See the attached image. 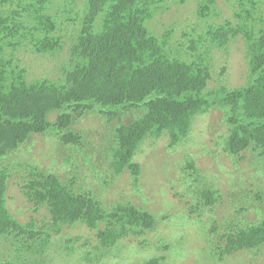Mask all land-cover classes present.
Listing matches in <instances>:
<instances>
[{
	"label": "trees",
	"instance_id": "1",
	"mask_svg": "<svg viewBox=\"0 0 264 264\" xmlns=\"http://www.w3.org/2000/svg\"><path fill=\"white\" fill-rule=\"evenodd\" d=\"M57 1L61 2L1 0L4 9L0 11V161L19 150L34 134L59 135L69 149L81 151L83 137L73 131L77 118L96 107L110 118L119 116L120 111L125 114L128 109V122L116 126L109 140L114 145L112 164L117 174L129 169L137 186L142 167L134 158L147 140L168 136L169 147L175 150L189 136L195 117L221 107L230 127L226 142L230 154L235 156L254 148L252 151L263 156L258 162L264 165V26L257 25L264 21L262 0H238L237 21H227L208 32L212 50L228 53L239 38L247 49L248 81L234 89L210 87L215 80L212 50L193 60L184 43L177 47L172 44V31L161 36L152 31L158 24L154 19L156 12L160 11L155 8L163 0H88L78 34L72 36L65 82L29 81L22 67L12 64L4 53L16 52L25 46L23 37H34L40 32L52 37L49 53L61 50L63 39L53 34L62 23L49 13V8L62 5L63 16L70 15V9ZM202 11L203 16H209L204 7ZM54 112L58 118L52 122L49 116ZM81 152L85 156V151ZM185 160L197 171L191 158ZM9 172L8 167H0V243H6L7 238L24 240L22 236L27 235V241L31 240L42 253L47 246L45 241L51 238L45 231L48 226L37 230L34 221L23 224L10 212ZM96 174L99 175L97 168ZM21 190L30 204L49 211L56 233L63 226L84 224L98 230L97 238L104 247L134 234L146 235L157 226V217L149 211L131 203H118L110 210L91 191L79 194L56 174H28ZM199 193L207 200L200 207L202 214L208 211L209 215L218 209L220 193ZM261 194H256L259 200L264 195ZM34 211L38 212L36 208ZM232 211L223 220L220 251L232 255L263 249L264 203L255 202L254 221L244 216L249 212L245 207ZM211 223L214 226L205 237L210 242L213 236L219 238L216 233L221 228L219 220L207 225ZM188 224L185 218V226ZM14 235H18L16 239ZM158 263L153 259L146 264Z\"/></svg>",
	"mask_w": 264,
	"mask_h": 264
},
{
	"label": "rangeland",
	"instance_id": "2",
	"mask_svg": "<svg viewBox=\"0 0 264 264\" xmlns=\"http://www.w3.org/2000/svg\"><path fill=\"white\" fill-rule=\"evenodd\" d=\"M60 1L56 3L69 6L70 15L61 14L65 9L62 5L50 7L49 13L62 23L53 34L63 39L61 50L49 53L52 37L40 32L34 37H23L25 46L16 52L4 53L12 64L22 67L29 81L50 79L59 84L66 80L64 69L70 66L72 36L78 34L88 0ZM210 1L163 0L155 8L160 11L156 12L154 19L158 24L152 31L160 36L172 31V44L177 47L184 43L187 55L193 60L201 53L206 56L213 49L209 30L227 21L235 23L239 13L238 0H213L214 5ZM202 7L209 16H203ZM3 9L0 0V11ZM257 25L264 26V21ZM240 41L239 38L231 44L228 53L212 50L215 80L210 87L234 89L246 85L249 69L244 59L245 47ZM128 111L110 118L96 107L75 120L73 131L83 137L80 149L85 151V156L78 149H69L59 135L47 133L34 134L19 150L0 161V167H8L12 175L7 189L10 212L23 224L34 221L37 230L47 225L45 231L51 235L42 253L31 240L27 241V235L22 236L25 246L22 239L16 242L7 238L6 243H0V264H146L153 259L159 260L158 264H264V248L232 255L220 251L223 220L233 213L232 209L245 207L249 212L244 216L254 221L255 202L264 203V165L258 162L263 156L252 151L254 148L235 156L230 154L226 145L230 127L224 108L217 107L195 117L189 136L175 150L169 147L168 136L147 140L134 158L142 167L137 186L131 181L129 169L117 175L112 164L114 145L109 140L116 126L128 122ZM57 118L56 112L49 116L52 122ZM186 157L191 158L197 171L190 167ZM94 167L99 175L110 170L103 175L106 189ZM39 172L56 174L79 194L91 191L108 209L118 203H131L147 210L157 217V226L146 235L124 237L108 247L97 238L98 230L84 224L63 226L56 233L49 211L30 204L21 190L24 177ZM111 179L115 181L109 185ZM208 190L220 193L216 201L218 209L209 215L208 211L200 212L207 200L199 193ZM258 193H263L260 200L256 197ZM185 218L189 223L186 226ZM215 220L221 223L216 233L219 238L213 236L210 242L205 237L214 225L207 223ZM17 236L14 235L15 239Z\"/></svg>",
	"mask_w": 264,
	"mask_h": 264
},
{
	"label": "clouds",
	"instance_id": "3",
	"mask_svg": "<svg viewBox=\"0 0 264 264\" xmlns=\"http://www.w3.org/2000/svg\"><path fill=\"white\" fill-rule=\"evenodd\" d=\"M22 47V46H21ZM243 52H244V59L246 58V52H245V49H243ZM246 61V60H245ZM117 175H120V174H117ZM132 177V176H131ZM101 181H103V184H104V188L106 189V179L105 178H103V177H101ZM115 180H113V179H111V180H109L108 181V183H109V185H112V183L114 182ZM131 181H132V179H131ZM133 183V182H132ZM153 231V230H152Z\"/></svg>",
	"mask_w": 264,
	"mask_h": 264
},
{
	"label": "water",
	"instance_id": "4",
	"mask_svg": "<svg viewBox=\"0 0 264 264\" xmlns=\"http://www.w3.org/2000/svg\"><path fill=\"white\" fill-rule=\"evenodd\" d=\"M102 177H104V176H102ZM105 178V177H104ZM112 190V188L111 189H109V191H111Z\"/></svg>",
	"mask_w": 264,
	"mask_h": 264
}]
</instances>
